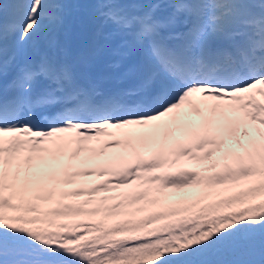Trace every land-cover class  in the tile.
<instances>
[{"label": "snow or ice", "instance_id": "obj_1", "mask_svg": "<svg viewBox=\"0 0 264 264\" xmlns=\"http://www.w3.org/2000/svg\"><path fill=\"white\" fill-rule=\"evenodd\" d=\"M97 7L73 63L0 59V264H264V0ZM65 8L0 0V57Z\"/></svg>", "mask_w": 264, "mask_h": 264}, {"label": "rangeland", "instance_id": "obj_2", "mask_svg": "<svg viewBox=\"0 0 264 264\" xmlns=\"http://www.w3.org/2000/svg\"><path fill=\"white\" fill-rule=\"evenodd\" d=\"M80 1L82 2V1H87V0H64V3L66 4L64 18L66 16H68V21L67 22H71L73 20L75 14H76V8H77L78 3ZM93 1H96V0H93ZM83 4H84V2H83ZM88 4H89V2H88ZM92 7H93V4H92ZM92 7H91V9H92ZM79 8H82V6H79ZM92 12L96 13L95 15L98 17L97 21H98V25H99L101 23L102 18L99 15V9H98L97 5L93 7ZM65 23H66V21H65ZM42 25H46L47 28H51V25H50V23H49V21L47 19L44 20V22L41 24V26ZM62 33H63L64 38L68 42V44H71L73 39H72V34L70 32V24H67L66 29ZM18 41H19L18 38L15 37L14 39H8L6 41V43H5L6 49H10V50L12 49V56L15 59H17L19 57V53L17 51L18 46L15 45V43H17ZM73 55H74L75 58L77 57V55H75L74 53H73ZM134 65H135V63H132L129 66V68H133ZM17 68H18V66H17ZM112 70H114V69H112Z\"/></svg>", "mask_w": 264, "mask_h": 264}]
</instances>
